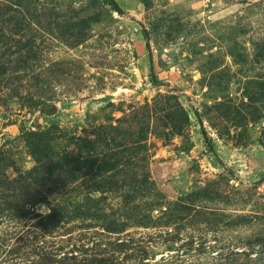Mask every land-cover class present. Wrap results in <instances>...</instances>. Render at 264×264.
<instances>
[{"label": "rangeland", "instance_id": "rangeland-1", "mask_svg": "<svg viewBox=\"0 0 264 264\" xmlns=\"http://www.w3.org/2000/svg\"><path fill=\"white\" fill-rule=\"evenodd\" d=\"M86 256L264 264V0H0V264Z\"/></svg>", "mask_w": 264, "mask_h": 264}, {"label": "trees", "instance_id": "trees-1", "mask_svg": "<svg viewBox=\"0 0 264 264\" xmlns=\"http://www.w3.org/2000/svg\"><path fill=\"white\" fill-rule=\"evenodd\" d=\"M111 4L113 5V7L117 10V11H119V8H118V6H117V4L114 2V1H111ZM153 75V74H152ZM153 79H154V76H153ZM83 262L85 263V264H99V260L97 259V258H94V257H85L84 259H83ZM43 263L44 264H50V262L48 261V259L47 258H44L43 259Z\"/></svg>", "mask_w": 264, "mask_h": 264}, {"label": "water", "instance_id": "water-1", "mask_svg": "<svg viewBox=\"0 0 264 264\" xmlns=\"http://www.w3.org/2000/svg\"><path fill=\"white\" fill-rule=\"evenodd\" d=\"M153 81H154V79H153Z\"/></svg>", "mask_w": 264, "mask_h": 264}]
</instances>
